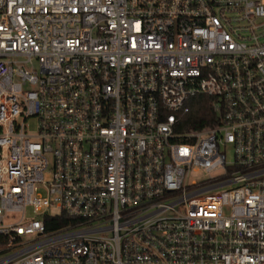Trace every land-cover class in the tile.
<instances>
[{
  "label": "built area",
  "instance_id": "1",
  "mask_svg": "<svg viewBox=\"0 0 264 264\" xmlns=\"http://www.w3.org/2000/svg\"><path fill=\"white\" fill-rule=\"evenodd\" d=\"M0 235V264H264V0H0Z\"/></svg>",
  "mask_w": 264,
  "mask_h": 264
},
{
  "label": "trees",
  "instance_id": "2",
  "mask_svg": "<svg viewBox=\"0 0 264 264\" xmlns=\"http://www.w3.org/2000/svg\"><path fill=\"white\" fill-rule=\"evenodd\" d=\"M213 112L210 107V98L204 95L195 97L191 102V109L185 116L183 129H201L208 125V120L212 117ZM47 230L56 229L67 223L63 215H47L44 218ZM6 241L5 236L0 235V244Z\"/></svg>",
  "mask_w": 264,
  "mask_h": 264
},
{
  "label": "rangeland",
  "instance_id": "3",
  "mask_svg": "<svg viewBox=\"0 0 264 264\" xmlns=\"http://www.w3.org/2000/svg\"><path fill=\"white\" fill-rule=\"evenodd\" d=\"M29 123H30L29 130L31 132H33L35 130L36 121L35 120H30ZM227 159L228 160L232 159V153H231L230 150H228V152H227ZM220 173H221V171H217L215 173L214 172L208 173V172H206L204 170H200L198 172H191V174L189 176V179L190 180H193V179H195V180L206 179L209 176H215V175L220 174ZM32 217H34V214L32 213V209L31 208H27V210H26V218L30 219Z\"/></svg>",
  "mask_w": 264,
  "mask_h": 264
}]
</instances>
